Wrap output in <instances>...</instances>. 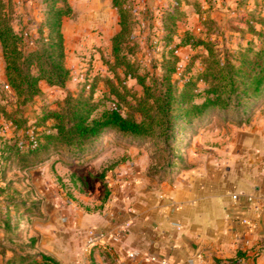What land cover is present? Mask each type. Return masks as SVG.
<instances>
[{"label": "crops", "instance_id": "1", "mask_svg": "<svg viewBox=\"0 0 264 264\" xmlns=\"http://www.w3.org/2000/svg\"><path fill=\"white\" fill-rule=\"evenodd\" d=\"M262 108L218 138L203 140L200 132L170 173L151 174L146 152L136 158L134 147L107 144L78 174L91 178L82 190L41 195L37 215L24 226L34 248L19 252L43 253L56 264H264ZM126 222L123 239L110 241ZM93 228L103 235L84 251L85 232ZM12 256L0 250V264H15Z\"/></svg>", "mask_w": 264, "mask_h": 264}, {"label": "trees", "instance_id": "2", "mask_svg": "<svg viewBox=\"0 0 264 264\" xmlns=\"http://www.w3.org/2000/svg\"><path fill=\"white\" fill-rule=\"evenodd\" d=\"M205 1L209 7L212 0H172L167 9L162 11L161 21L164 32L155 38L164 41L163 48H167L166 58L161 64V74L149 78L148 74L139 73L138 64L130 60L126 47L135 40L130 36L132 21L130 19L131 0H112V4L119 13L120 29L112 37V55L114 65L122 67L125 76L134 78L142 87V95L134 97L125 86L122 92L113 86L110 90L114 98H108L110 105H106L103 97L95 98L93 87L87 93L69 94L56 110H45L40 119L34 122L33 135L26 136L22 143L26 147L21 150V144L0 138V167L2 162L11 160L14 149L17 162H24L27 154L35 156L34 161L21 165V168L33 166L46 160L45 153L52 148L63 146L71 158L82 154L84 150L102 136L110 132L134 137H158L165 141L178 135L179 130L191 129L207 116L217 112L225 117L229 112H235L240 125L250 116L253 105L264 97V17L256 7L249 8L248 0H239L237 7L248 8L242 18L247 32L252 35L245 45L234 49L219 48L216 41L197 37L190 30L183 31L177 42H173L176 35V22L184 16L183 4H190L197 10ZM49 0L46 17L39 24L40 35L32 47L23 48L22 36L16 33L6 21L2 13L4 3L0 0V45L5 64V80L9 89L13 90L17 101L25 103L41 93L40 82L45 81L50 86L62 87L69 70L65 64V45L62 33V17L71 11L66 0ZM259 23L261 29L256 30L253 23ZM213 23V22H212ZM43 29L47 32L44 36ZM181 46L192 48L202 47L203 52L194 53L193 58H199L201 66L195 73L183 80L181 88H177L172 75L176 71L178 57L175 50ZM129 51V50H128ZM190 71L187 66L186 72ZM202 83L204 87L198 88ZM131 95L133 103L126 99L125 93ZM124 108L129 110L124 111ZM14 129L22 127L15 116L8 115ZM51 120L49 127L44 126ZM37 126L43 127L38 132ZM25 153V154H23ZM41 156V157H40ZM38 158V159H37ZM169 165V163L167 164ZM164 168L163 172H166ZM0 196L6 194L11 184L4 173L0 172ZM3 200L5 214L0 218V230L5 232V239L14 241V246H0V250H9L18 264H56L43 253H24L33 249L36 239L22 242V236L14 232L18 222L12 223L9 209L16 207L27 217L37 215L38 202L27 199L21 200L6 196ZM21 206V209L19 208ZM257 255H253L255 258Z\"/></svg>", "mask_w": 264, "mask_h": 264}, {"label": "rangeland", "instance_id": "3", "mask_svg": "<svg viewBox=\"0 0 264 264\" xmlns=\"http://www.w3.org/2000/svg\"><path fill=\"white\" fill-rule=\"evenodd\" d=\"M66 1L71 11L62 17L61 28L65 45V64L69 76L62 87L50 86L42 81L39 95L25 103L18 102L13 90L4 86L5 64L0 45V138L11 142L16 140L21 144L20 148L24 152L26 147L22 143L26 140V136L33 135L34 122L40 119L43 111L58 109L67 95L76 96L81 91L87 93L93 87L94 97L101 98L102 92H105L107 95L103 98L104 103L110 105L108 98H114L110 92L113 86L119 87L121 92L124 90L122 86H125L134 97H139L143 92L136 79L125 76L122 67L114 65L112 37L120 29V25L119 13L113 6L112 0ZM212 1V7L201 1L202 6L199 10L190 4L181 6L184 16L176 22L173 42H177L183 31L188 29L197 37L216 41L221 49H234L246 44V40L252 37L246 31L247 27L242 18L248 8L237 7L239 0ZM2 2L4 18L13 30L22 36V47L34 46L36 38L40 35L39 24L46 17L45 11L49 0H2ZM131 2L132 6L128 8L131 11L132 21L130 36L135 40L126 47L128 57L138 64L139 73L148 74L149 78L160 76L162 61L170 58V55L167 54V48H163L164 41L159 42L155 38L162 36L164 32L161 21L162 11L167 9L172 0H131ZM58 5L63 6L61 0ZM247 6L256 7L264 17V0H248ZM253 26L256 30L261 29L259 23L254 22ZM43 31L45 36L47 31L45 29ZM203 50L202 47L194 49L190 46H181L175 50L178 62L172 80L175 81L177 88H181L183 80L200 68L199 58H193L191 55ZM187 66L190 67V71L186 72ZM203 87L202 83L198 84V88ZM125 95L126 99L133 103L132 96L127 92ZM263 103L264 97L253 105L249 118L240 125L247 124L258 111H262ZM127 110L129 108H124V111ZM8 115L15 116L19 123L22 122V127L15 130ZM237 120L238 116L233 111L226 117L217 112L195 123L191 129L179 130L180 127L175 126V133H179L168 141L162 136L123 137L117 132H110L88 146L79 157L71 158L63 146H58L45 153L46 160L25 168H21V165L36 160L35 156L27 154L24 162H17L13 149L11 160L3 161L0 167V172L4 173L7 180H11L8 192L0 196V218L5 214L6 208L2 203L6 196L27 199L29 202L33 200L38 202L40 207L42 201L40 197L43 194L50 192L69 196L82 190L84 183L91 182V178L85 176L82 180L83 175L78 174L82 173L85 165H89L102 154L107 144V146L120 144L134 147L138 152L136 158L141 156L142 152H146L153 162L149 168L151 174L159 175L164 168L170 173L184 161L187 150L193 146L200 132L203 140L218 138L217 133L221 129L238 125ZM51 124L52 121L48 120L44 126L49 127ZM37 127L38 132L43 130V127ZM213 142L218 143V140ZM100 169H97L98 173ZM4 183L5 181L0 183L1 186H4ZM19 208L21 209V206ZM9 211L11 222L19 224L12 233L22 236V242L27 243L29 238L24 234V226L29 217L23 215L24 211L16 207H11ZM5 236V232L0 230V246H4V243L5 246L13 247L14 241L5 239Z\"/></svg>", "mask_w": 264, "mask_h": 264}, {"label": "built area", "instance_id": "4", "mask_svg": "<svg viewBox=\"0 0 264 264\" xmlns=\"http://www.w3.org/2000/svg\"><path fill=\"white\" fill-rule=\"evenodd\" d=\"M5 88L8 89L7 84L5 85ZM246 202H251L252 197L251 196H246L245 198ZM236 222V221H234ZM240 223L244 225H249L250 222L246 218H242L240 220ZM129 227V222L124 223L121 227H119L118 231L112 232L109 234V240L110 241H119L123 239V237L126 235V231ZM103 233L100 230L97 229H89L85 232V238H84V247L83 250L86 251L88 247L92 245L97 239H99ZM258 255V252H255L254 255ZM153 259H156V257H152ZM161 264H168V262L165 259H159Z\"/></svg>", "mask_w": 264, "mask_h": 264}, {"label": "water", "instance_id": "5", "mask_svg": "<svg viewBox=\"0 0 264 264\" xmlns=\"http://www.w3.org/2000/svg\"><path fill=\"white\" fill-rule=\"evenodd\" d=\"M191 244V242H189Z\"/></svg>", "mask_w": 264, "mask_h": 264}]
</instances>
